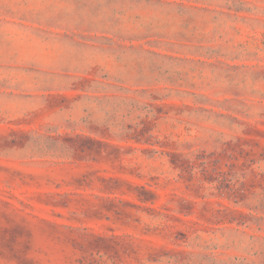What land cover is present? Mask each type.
<instances>
[{"label":"rangeland","instance_id":"obj_1","mask_svg":"<svg viewBox=\"0 0 264 264\" xmlns=\"http://www.w3.org/2000/svg\"><path fill=\"white\" fill-rule=\"evenodd\" d=\"M0 264H264V0H0Z\"/></svg>","mask_w":264,"mask_h":264}]
</instances>
